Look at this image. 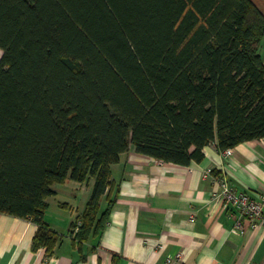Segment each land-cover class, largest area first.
<instances>
[{
	"label": "trees",
	"instance_id": "obj_1",
	"mask_svg": "<svg viewBox=\"0 0 264 264\" xmlns=\"http://www.w3.org/2000/svg\"><path fill=\"white\" fill-rule=\"evenodd\" d=\"M263 39L248 0H0V214L32 222V251L51 255L54 185L93 180L70 224L81 245L131 146L189 166L209 144L264 140Z\"/></svg>",
	"mask_w": 264,
	"mask_h": 264
},
{
	"label": "crops",
	"instance_id": "obj_2",
	"mask_svg": "<svg viewBox=\"0 0 264 264\" xmlns=\"http://www.w3.org/2000/svg\"><path fill=\"white\" fill-rule=\"evenodd\" d=\"M248 1L264 16V0ZM258 52L264 63V39ZM231 151L222 159L212 143L202 149L201 162L179 166L137 154L131 146L110 167L114 203L97 237L81 245L72 240L70 224L83 211L93 180L68 181L54 185L50 198L67 199L46 200L44 221L61 236L51 255L44 248L32 251V222L0 214V264H165L176 255L174 264H264V226L252 227L218 196L220 178L253 200L264 195V140ZM105 207L104 195L100 209Z\"/></svg>",
	"mask_w": 264,
	"mask_h": 264
},
{
	"label": "built area",
	"instance_id": "obj_3",
	"mask_svg": "<svg viewBox=\"0 0 264 264\" xmlns=\"http://www.w3.org/2000/svg\"><path fill=\"white\" fill-rule=\"evenodd\" d=\"M231 149L221 151L222 159H226L231 156ZM208 174L210 170L206 171ZM220 191L218 196L224 206H232L236 210L240 211L242 215L248 218L252 227L257 224L264 226V195L260 196L258 200L249 198L245 193H237L231 187L228 186L225 178H220ZM191 219L190 221H192ZM241 228L239 223H236L235 229ZM180 256L176 255L174 258H167L165 264H174L179 261Z\"/></svg>",
	"mask_w": 264,
	"mask_h": 264
},
{
	"label": "rangeland",
	"instance_id": "obj_4",
	"mask_svg": "<svg viewBox=\"0 0 264 264\" xmlns=\"http://www.w3.org/2000/svg\"><path fill=\"white\" fill-rule=\"evenodd\" d=\"M0 57H1V55H0ZM54 187H55V191H56V188H57L58 186H54ZM51 198H52V197H51ZM64 198L67 199V198H68V195H64ZM64 198H63V195L60 194V195L56 196L54 199H50V198H49L48 201H50V202L52 203L54 200H63ZM65 199H64V200H65Z\"/></svg>",
	"mask_w": 264,
	"mask_h": 264
}]
</instances>
